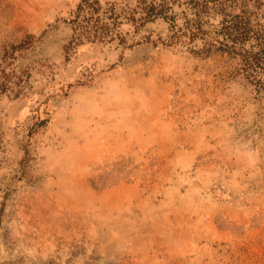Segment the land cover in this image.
<instances>
[{
  "label": "rangeland",
  "instance_id": "374dc122",
  "mask_svg": "<svg viewBox=\"0 0 264 264\" xmlns=\"http://www.w3.org/2000/svg\"><path fill=\"white\" fill-rule=\"evenodd\" d=\"M79 1L0 0V264H264V91L161 17L68 53Z\"/></svg>",
  "mask_w": 264,
  "mask_h": 264
},
{
  "label": "trees",
  "instance_id": "16d2710c",
  "mask_svg": "<svg viewBox=\"0 0 264 264\" xmlns=\"http://www.w3.org/2000/svg\"><path fill=\"white\" fill-rule=\"evenodd\" d=\"M175 3L183 7L182 24L176 21ZM159 17L171 25L172 34L168 41H163L165 44L188 45L192 53L202 57L217 53L231 57L241 82L257 92L264 91V0H135L123 4L80 0L67 21L73 34L66 51L76 52L86 43L114 40L126 43L121 30L124 23L138 28ZM30 38L4 49L2 59L7 65L2 69L1 92L25 81V73L16 69L14 60L18 50L33 44L34 39ZM46 122L42 119L34 128Z\"/></svg>",
  "mask_w": 264,
  "mask_h": 264
}]
</instances>
